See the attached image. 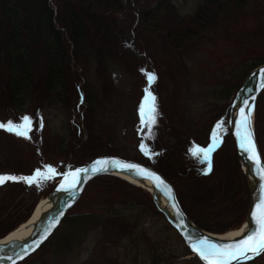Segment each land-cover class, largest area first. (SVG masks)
Instances as JSON below:
<instances>
[{"label": "trees", "instance_id": "16d2710c", "mask_svg": "<svg viewBox=\"0 0 264 264\" xmlns=\"http://www.w3.org/2000/svg\"><path fill=\"white\" fill-rule=\"evenodd\" d=\"M254 1L256 14L248 19L246 13L251 0H196L194 9L189 13L181 12L174 0H0V109L12 112L17 117L20 111H25L23 115L33 117L43 116L42 112L46 108H57L67 120L71 119L67 123L72 126V130L56 136L52 142L46 141L44 149L39 146L41 150H38V146L34 145L40 157L58 158L66 169L67 165L73 168L100 155H118L152 165L172 180L184 211L201 228L214 233L236 229L247 216L249 199L227 123L231 103L222 106L216 116L210 115L201 119V122L191 121L188 124L180 117L178 102L173 103L169 112L156 115L154 128L157 126L158 134H168L177 140L178 145L176 147L173 144L170 152H163L143 141L149 152L147 156L139 147V129H124L132 141L120 142L119 127L102 125L99 118L101 112L110 111L109 107L116 103L125 110L124 103L117 97L119 91L114 84L113 70L116 68L138 80L152 73V81L158 84L165 74L175 78L177 70L175 65L170 64L171 60L204 52L207 43L214 38L226 39L237 46L256 43L257 48L253 47L243 57V61L253 60V63L246 66L245 62L240 61L235 65L236 68L242 66V75H234L235 67L229 68L224 64L202 68L207 71L209 69L208 75L216 79V90L219 87L228 88V99L243 79L255 67L264 63V0ZM250 20L253 24L245 26V22ZM245 27L257 36L254 40L251 34L244 33ZM92 76L95 78L94 83H91ZM175 92L178 95L179 90ZM263 110L264 104L259 107L257 102L256 134L257 116ZM164 118H169L165 120V126L162 123ZM220 118L224 121V130L218 146L210 153V160L192 156L188 151L192 145L207 147L211 143V129ZM2 132L16 144V151L22 153L20 141H23V137ZM168 135L163 138L165 142L168 141ZM84 136L85 146L78 147ZM133 150L135 152L131 153ZM28 167L23 175L31 173L32 169ZM178 172L185 173L187 180ZM56 179L57 176L48 180L54 182ZM214 180L222 184L224 189L219 198V195L212 197L207 194L209 191L204 190L191 196L178 191L181 182V185L192 184L194 188L197 185H211ZM52 182L44 196L54 189ZM21 183L11 182L14 188H18V191H9L13 198L19 196ZM89 185L101 186L113 195L110 201L100 203L105 207L108 204L113 207L128 203L138 205L135 207L137 215L134 220L112 233L109 240L111 244L116 238L119 241L128 238L135 245L138 242L143 245L149 242L154 264L166 262L170 256L177 257V254L159 253L161 242L154 240L150 243L151 239L143 227L148 216H161L166 221L162 231L175 232L184 244L180 253L191 254L182 237L158 209L148 190L115 175L99 176ZM32 210L25 212L24 217L1 231L0 238L26 221ZM5 211L0 213V227L8 221L7 217H1ZM81 215L74 218L68 215L62 222L69 230H74L100 217L93 213ZM115 245L119 246L117 241ZM139 254L140 249L135 248V262ZM117 257H110L104 263L118 264ZM194 258L204 264L197 256L192 260Z\"/></svg>", "mask_w": 264, "mask_h": 264}, {"label": "rangeland", "instance_id": "374dc122", "mask_svg": "<svg viewBox=\"0 0 264 264\" xmlns=\"http://www.w3.org/2000/svg\"><path fill=\"white\" fill-rule=\"evenodd\" d=\"M174 2L183 13L192 12L196 4V0H174ZM247 10L246 18L251 19L255 16L257 9L256 2L254 0H251ZM252 24L251 20L249 22H245V26L248 25V27ZM124 25L126 27L128 26L126 22H124ZM249 31L250 30L245 27L244 33L251 34L250 37L254 40L257 36H254V34ZM255 44L256 43L253 44V42H250V45L246 44V46H243L238 44L237 46L232 42H228L226 39L214 38L213 41L207 43L208 46L207 49L205 48L204 52L201 51L191 56H184L183 59L179 56L177 60H171L170 64L172 66L175 65L174 67L177 70L175 78H170L166 76L168 74H165L162 76L161 82L158 84L154 81L149 82L148 78L142 77L139 80L134 79L123 73L120 69L116 68L113 70L114 84L119 91L117 97H119V99L124 103L125 110L124 107H120L117 103L116 105H111L109 107L110 111L101 112L102 115L99 118V121L102 125H115L119 127L118 139L120 142L127 143L132 141V139L129 138V134L126 132L128 131V128L134 127L140 130V143L144 141L148 146L150 144L154 145L157 150H163V152L164 150L165 152H168L169 150L170 152V149L173 148V144L177 147V140H173L168 134L164 135L163 133H159V135L157 132V126L154 128L155 124L152 125L151 129H148L141 124L139 106L145 97V89L151 92V94L155 97L156 113L159 116L169 112L173 103L177 102L179 104V109L177 110H179L180 117L186 121V124L191 121L201 122V119L209 117L210 115L216 116L219 114V110L222 106H225L226 104L229 105L232 102L237 90L240 88L248 75L243 79L236 92L226 99L228 88L219 87V90H216L217 86L214 85L216 79L208 75V68V71L202 68H205L206 66L216 67L221 64H224L229 68H236L240 61H242L241 63L245 62L243 61V59H245L243 57L249 50L253 47L257 48ZM215 54L217 57L213 58ZM218 57L220 60L217 61ZM252 63L253 60H248L245 62V65L250 66ZM178 68L180 70H178ZM235 68L233 73L234 75L243 74L242 66H238L236 69ZM90 79L92 81L91 83H94V76H92V78L90 77ZM177 84L178 86H176ZM175 90H179L178 95ZM257 102L259 107L264 104V91L260 94V97L258 96ZM148 103H151V101H148ZM24 112L25 111H20L18 113L19 117H17V115L12 112L0 109V122H7L9 119L14 122H19V118L23 116ZM225 112L226 111H224V113ZM229 113L230 111H228V116ZM42 115L43 116L31 117V127L27 132V138L22 136L23 141H20L22 153L21 151H16V144H14L11 139L2 132L8 131L0 129V175H14L18 177L28 176L22 174L26 171L25 168L28 165L29 170L32 169L29 174L31 175L37 168H40L43 171V166L45 164L54 167L57 173L66 172V166L63 165L60 159L59 161L58 158L43 159L40 157L38 150H41L39 146H42V149H44L43 145L46 141L52 142L56 139V136L59 137L64 135V133H69L72 130V126L67 122H70L71 119L67 120L66 116L63 115V113L57 108H46L42 112ZM168 119L169 118L162 119L164 126L165 120L167 121ZM257 119L258 143L264 160V110L259 111ZM217 121L221 122V127L218 130L220 137L224 130V121L222 118ZM217 121L215 122L213 128L215 127ZM75 123L78 122L75 121ZM82 127L84 126L82 125ZM124 129H127V131L124 132ZM162 130L163 128H161V131ZM77 131L78 127L74 132L77 133ZM167 135L168 141L165 142L163 138ZM83 138V141L80 142L78 147L85 146L84 140L86 136ZM34 145L38 146V150ZM134 147L135 146H133V148ZM134 152L135 150L131 153ZM43 161L47 163H44ZM6 166H8V168ZM242 173L244 175L243 171ZM180 175L184 180H187L184 177L185 173L181 172ZM244 179L247 185L245 176ZM169 180L172 182L171 179ZM17 181L22 180H16L15 182ZM11 182L14 181L5 180L3 183H0V185L3 186L0 187V213L6 209L4 215L1 217H7L8 219V221L4 223V226L0 227V232L13 225V223H15L18 219L24 217L26 215L25 212L31 211L36 203L45 195V190L48 191L49 188H51L49 186L52 181L42 180L32 185L22 181L20 186L21 188L19 189V196L16 198H13L11 196L12 194L9 193V191L14 189L15 191H18V188H14V185H11ZM90 182L87 184L85 191L77 204L68 211L66 216L73 215L71 218H74L75 216L81 214H83L81 216H84L86 213H93L94 215L97 214L100 217L93 219L94 221L86 222L85 225L83 224V226H81V229L74 228V230H69L68 226L66 227L64 222H62V225L57 228L53 236L51 235L52 237L49 238V241L42 246L36 254L34 253L31 255L26 259V261L24 260L25 262L23 264H105L104 262H108L110 257L116 259V256H118V264H154L152 259V249L149 246V242L146 245H143L141 242H138L139 245H135L130 242L131 240L128 238L121 239V241L117 238L113 239L112 244L109 242L118 227L121 228V226H124L128 221L134 220V217L137 215L135 207L138 205L135 203H128L126 205L113 207L108 204L107 207H105L100 203L103 204L110 201L113 195L101 186L89 185ZM52 183L56 185L55 181ZM181 184L178 186V191L187 196H191L193 193L197 192L202 193L204 190L209 191L207 193L208 195L217 197L220 193L223 195L222 193L224 191L222 184L220 185L219 182H216V180H214L211 185L205 187L197 185L193 188L194 185L192 184ZM197 187L198 189H196ZM52 191H50V193ZM6 193H9V196L4 198ZM219 197L220 195L218 198ZM127 218H129V220H127ZM64 220L65 218L63 221ZM165 224L166 221L161 216H148L143 224L147 235H149V238L151 239L150 243L154 240L161 242L159 253L164 252V254L170 255L177 254V257L172 258L170 256L169 260L161 262V264H200V262H197L195 258L192 260L194 257L192 254L182 255V253H180L184 244L177 237L175 232L170 231L166 233L164 230L162 231ZM116 241L119 246L115 245ZM135 248H139L141 252V254L137 256L136 262L134 260ZM247 264H264V254Z\"/></svg>", "mask_w": 264, "mask_h": 264}, {"label": "water", "instance_id": "95a60500", "mask_svg": "<svg viewBox=\"0 0 264 264\" xmlns=\"http://www.w3.org/2000/svg\"><path fill=\"white\" fill-rule=\"evenodd\" d=\"M261 69H264V63L255 67L246 77L240 88L237 90L234 99L230 105V113L229 117L232 118L239 115V107H251V118H250V127L252 132L253 141L255 143L256 151L259 154L261 166L264 167L263 156L260 151V146L258 143L256 130H255V112L257 99L260 93L264 90V73L261 72ZM247 100L248 104L245 105L243 102ZM229 129L232 134L235 148L237 151L239 163L241 165L242 171L244 172V176L246 178L248 191H249V208L247 212L248 226L242 231L237 237L232 239H223L217 237L214 233L210 231H206L201 228L192 218L186 214L184 211L173 183L159 170H157L154 166L148 165L133 159L124 158L118 155H100L94 157L90 161L70 168L67 172L74 170L77 167H86L89 166L92 161L98 158H115L121 160L125 163H134L138 164L141 167L147 168L150 171L155 172L158 176L162 178L168 188L171 190V196H169L163 187L157 188L154 181L146 176H137L135 174V170H125L121 168H113L109 167L106 171H100L97 173H92L89 171L87 178H84V174H81V179L78 182L76 188L71 190H61L57 199L54 203V209L51 213H49L48 217L41 222L38 223L36 229L33 230L29 235L24 237L19 241H11L5 244H0V264H19L29 258L31 255L36 253L41 246L45 243V241L51 237V235L56 231V229L60 226L63 219L66 217L69 210H71L79 201L81 196L83 195L87 184L93 179L102 176V175H115L120 176L118 174H127L132 179L141 183V187L148 190L153 200L158 207V209L165 215L167 221L172 225V227L180 234L182 239L185 242V245L189 248L192 255H199L192 250L188 243V237L191 236L193 238L199 237L203 235L204 237L210 238L215 243H228L234 240L241 239L247 231L255 229L257 226L254 220L251 217V210L254 209L256 203L258 202V197L261 195L262 186H264V180L261 179V175L257 172V165L249 160L248 155L239 147L235 132V123L234 119L232 123H229ZM63 179V178H62ZM61 183V182H60ZM55 187L54 191L59 189V185ZM255 194H258V196ZM161 200L166 202V208L160 206ZM47 230V231H46ZM259 255L252 256L251 259L243 258L239 260L232 261V264L244 263L247 261H251L255 259ZM200 258V257H199ZM204 262V261H203ZM205 263V262H204Z\"/></svg>", "mask_w": 264, "mask_h": 264}, {"label": "snow or ice", "instance_id": "6c2138e0", "mask_svg": "<svg viewBox=\"0 0 264 264\" xmlns=\"http://www.w3.org/2000/svg\"><path fill=\"white\" fill-rule=\"evenodd\" d=\"M264 73V69H261ZM147 78L149 82L154 79V74L148 73ZM151 101V103H148ZM245 105L248 101L243 102ZM251 107H239V115L232 118L229 117L227 123H232L234 119L235 132L237 143L239 147L248 155L249 160L253 161L257 165V172L261 175V179L264 180V167L261 166L259 154L256 151L255 143L253 141L250 118ZM139 112L141 117V124L148 129H151L155 123V117L157 115L155 108V97L145 89V97L139 106ZM31 127V117L23 115L19 118V122H14L9 119L7 122H0V129H4L8 132L15 133L18 136H24L27 138V132ZM221 127V122L217 121L215 127L211 132V143L207 147H200L198 145H192L188 151L194 156L201 158L202 160H210V153L218 146L220 140L218 130ZM140 150L147 156L149 152L143 142L139 145ZM121 168L125 170H135L137 176H146L151 178L157 188L163 187L166 193L171 196V190L165 184L160 176L155 172L150 171L147 168L141 167L134 163H125L115 158H98L89 166L77 167L70 172L57 173L56 169L51 165L45 164L44 170L37 168L31 175L28 176H14V175H0V183L5 180H22L29 185L38 183L42 180L52 179L53 177L60 175L63 177L59 185L60 189L71 190L76 188L78 182L81 179V174H84V178H87L89 171L93 174L106 171L109 167ZM210 167V164H209ZM251 217L256 224V228L247 231L246 234L238 240H234L228 243H215L210 238L203 235L193 238L188 237L189 246L194 252H196L200 259L205 264H232V261L248 258L259 255L264 252V186L261 189V195L258 197L254 209L251 210ZM47 231V230H46Z\"/></svg>", "mask_w": 264, "mask_h": 264}, {"label": "bare ground", "instance_id": "6f19581e", "mask_svg": "<svg viewBox=\"0 0 264 264\" xmlns=\"http://www.w3.org/2000/svg\"><path fill=\"white\" fill-rule=\"evenodd\" d=\"M260 151H261V149H260ZM118 175H120L119 177H121L127 181H130L136 185H141V183L132 179L127 174H118ZM61 190L62 189H60V188L56 191L53 190L47 196L42 197L34 206L29 218L26 221H24L23 223H21L18 227H16L12 231H10L8 234L1 237L0 238V244H5V243L11 242V241H19V240L23 239L24 237H26L27 235H29L33 230H35L38 223L41 222L42 220L46 219L48 217L49 213H51L53 211L55 200L57 199ZM256 195L258 196V194H255V196ZM160 206L166 208L167 207L166 202L165 201L163 202L161 200ZM247 226H248V219L246 218L244 220V222L242 223V225L239 226L238 228L228 230L224 233H214V234L219 238L229 240V239H232L234 237H237L242 231H244L247 228ZM48 240H49V238L45 241V243Z\"/></svg>", "mask_w": 264, "mask_h": 264}]
</instances>
